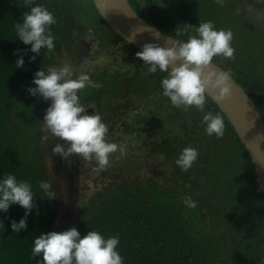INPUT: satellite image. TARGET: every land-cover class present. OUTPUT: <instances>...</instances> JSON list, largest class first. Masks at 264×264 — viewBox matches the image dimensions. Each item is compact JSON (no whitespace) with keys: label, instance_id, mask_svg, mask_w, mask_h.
I'll return each mask as SVG.
<instances>
[{"label":"trees","instance_id":"16d2710c","mask_svg":"<svg viewBox=\"0 0 264 264\" xmlns=\"http://www.w3.org/2000/svg\"><path fill=\"white\" fill-rule=\"evenodd\" d=\"M128 2L160 32L185 42L196 34L199 23L212 21L217 30H231L234 59L216 56L212 61L230 72L264 122V0ZM36 5L46 6L56 18L50 28L55 48L52 52L41 49L35 61L29 62L34 55L31 46L18 39L14 25L22 23L24 14ZM71 17L75 25L66 21L71 23ZM75 26L80 37H92L101 28L115 44H121L118 56L92 48L96 60L116 67L95 64L92 73L84 71L101 87H86L78 95L88 114H100L109 131L127 136L137 156L119 166L115 178L104 179L91 190L80 185L79 179L96 170L95 162L78 156V164L74 158L59 156L65 160V174L71 181L60 202L45 175L37 144L44 117L39 103L46 111L51 101L33 97L27 89L35 87L32 80L37 71H45L53 56L72 46ZM137 52L108 28L91 0H34L31 5L25 0H0V182L8 174L15 175L18 181L28 182L36 195L27 228L18 234L12 231L11 222L19 223L25 210L13 204L7 213L0 211L4 225L0 227V264L42 262V254L32 257L34 239L73 227L81 238L92 230L105 239L118 236L117 251L124 264H264V192L257 189L249 157L231 125L207 96L205 112L174 107L158 85L167 73L144 75ZM21 56L25 62L18 68L16 61ZM207 111L223 117L222 138L206 133L203 115ZM43 146L46 155L48 143ZM189 146L199 155L183 171L175 161ZM154 162L157 169L147 166ZM116 163L113 158L109 165ZM41 181L51 185L53 200L39 187ZM186 197L197 207H188Z\"/></svg>","mask_w":264,"mask_h":264},{"label":"clouds","instance_id":"9594fccd","mask_svg":"<svg viewBox=\"0 0 264 264\" xmlns=\"http://www.w3.org/2000/svg\"><path fill=\"white\" fill-rule=\"evenodd\" d=\"M33 2L34 0H25L26 5ZM222 2L223 0H216L217 4ZM56 23L54 14L46 6L36 5L24 14L22 23L14 25L18 39L24 45L31 46L30 51L34 55L30 57L29 62L35 61L41 49L48 52L54 50L55 37L50 28ZM195 33L188 36L187 42L174 41L171 47L145 43L142 50L136 53V58L143 61L141 71L144 75L156 74L158 71L167 73L161 80V87L163 95L169 98L174 107H183L185 111L195 107L198 111L205 112L206 95L210 90L218 93V99L231 96L230 72L206 73L205 70L211 68V62L216 56L234 59L233 33L231 30H217L212 21L199 23V26L195 27ZM24 62L21 56L16 61V67L22 68ZM32 84L35 87L27 89L30 95L51 101L41 123V131L44 133L41 141L47 142L54 137L64 142L54 145L53 155L63 159L79 156L84 160L94 161L100 169L109 166L111 154L119 151L124 155V146L107 140L109 128L103 122L102 116L95 112L88 114L80 101L78 93L81 90L86 87H101L92 81L88 74L81 73L73 78L71 65L64 64L51 67L47 72L37 71ZM203 122L209 136H224V119L220 114L207 111L203 115ZM198 155L197 149L186 147L175 163L183 171H188L197 161ZM39 187L48 200L54 199L55 193L51 191L48 182L41 181ZM34 196L36 195L31 185L26 181H18L15 175L8 174L0 182V211L7 213L13 204L25 210V216L19 223L11 222L14 233L26 230L27 217L35 206ZM185 203L190 208L197 207L191 197H186ZM0 227H4L2 221ZM119 243L118 236L105 239L95 230L88 231L81 238L79 231L73 227L59 233L41 234L35 238L32 257L42 254V262L37 261V264H124L121 254L117 251Z\"/></svg>","mask_w":264,"mask_h":264},{"label":"water","instance_id":"95a60500","mask_svg":"<svg viewBox=\"0 0 264 264\" xmlns=\"http://www.w3.org/2000/svg\"><path fill=\"white\" fill-rule=\"evenodd\" d=\"M91 2L108 28L138 51L142 50L145 43L171 47L174 41L185 42L160 32L154 25L142 19L127 0H91ZM134 34L135 38L132 39ZM211 65V68L205 70L206 73L226 72L213 61ZM230 82L232 89L230 97L218 99V93L211 90L206 96L231 125L249 157L258 185L264 191V122L244 89L231 76Z\"/></svg>","mask_w":264,"mask_h":264},{"label":"rangeland","instance_id":"374dc122","mask_svg":"<svg viewBox=\"0 0 264 264\" xmlns=\"http://www.w3.org/2000/svg\"><path fill=\"white\" fill-rule=\"evenodd\" d=\"M76 12L77 11L74 10L75 16H76ZM70 20H71V23L69 20H66L69 22V25H75L76 19L71 17ZM107 33H108L107 31H104L100 28L94 34H92V37H88V36L80 37L78 36V26H75L72 29V34H73V40L71 43L72 46H70L68 50H64L65 48L63 47V50L59 51V55L53 56L49 65L45 68V72H47V70L51 67H60L64 64H69L72 67L73 78H76L79 75V73H83L84 71L85 72L90 71L92 73L94 69H92L91 67H93L95 64L100 65V68L115 66V65H108L106 62L96 60V57L93 55L94 51L92 50V48H99L101 51H104V52L105 50H108L110 51V54H109L110 56L120 55L118 50H120L121 44L119 43L115 44L112 36L108 35ZM69 56H72V58H70ZM120 69L123 70L122 68ZM158 85L161 86V83H158ZM257 94L260 98L263 97L262 92L258 91ZM162 103L166 104L165 101H162ZM39 104L41 105L40 107L41 116H43L45 115L44 112H42L44 110L43 105L41 104V102ZM143 108L146 110L147 106H143ZM42 122L40 121L39 123L40 131L42 127L41 125ZM38 134L40 135L39 141L37 142L38 147H39L38 154L42 161L45 175L49 183L52 185V188L55 190L58 200L62 202L60 196L67 194L68 182H71V181L69 180L70 178L66 177V174H65V170H67V167L64 163L65 160L64 161L61 160L62 161L61 162L59 159L60 157L57 155H53L52 153V148L54 147V145L56 143H61V141L56 139L54 142H52L51 139L54 137H51L47 142H42L41 137L42 135H44V133H42L41 131V133L38 132ZM107 139H109L110 142L117 143L118 145L124 146L125 153L124 155H121L120 152L117 151L116 153L111 154L110 159L115 158L117 160L116 164H113L112 166L109 165L108 167L104 169H100L97 166L95 171H91V173L88 172L87 174H84L83 176L80 177L79 184L87 185L90 190L96 187H100V185L104 183L103 181L104 179L111 180L115 178V174H117L120 171L117 168L119 166H123L125 161L128 160L129 158H133L137 156L134 145H131L129 147L128 142H127V136L124 135L123 132L118 133L117 130L109 131ZM45 143H48V147H49L48 153L46 155H45L46 153L45 150L47 149L44 150V146H43L45 145ZM71 158H74V160H76L78 164L81 161L79 160L78 156H74ZM66 163H67V160H66ZM147 166L150 168L152 167L154 169H157L156 162H154L153 164H148ZM121 171L123 172V170ZM60 214L61 213H59L58 215ZM55 225L56 226L60 225L59 221H56Z\"/></svg>","mask_w":264,"mask_h":264},{"label":"built area","instance_id":"2783aa9c","mask_svg":"<svg viewBox=\"0 0 264 264\" xmlns=\"http://www.w3.org/2000/svg\"><path fill=\"white\" fill-rule=\"evenodd\" d=\"M259 191H262V189H260V187L258 188Z\"/></svg>","mask_w":264,"mask_h":264},{"label":"flooded vegetation","instance_id":"af4514ba","mask_svg":"<svg viewBox=\"0 0 264 264\" xmlns=\"http://www.w3.org/2000/svg\"><path fill=\"white\" fill-rule=\"evenodd\" d=\"M129 1V0H128ZM131 5V4H130Z\"/></svg>","mask_w":264,"mask_h":264}]
</instances>
